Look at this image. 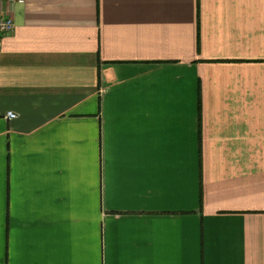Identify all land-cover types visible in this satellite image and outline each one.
I'll return each mask as SVG.
<instances>
[{"label": "crops", "instance_id": "0c3cea01", "mask_svg": "<svg viewBox=\"0 0 264 264\" xmlns=\"http://www.w3.org/2000/svg\"><path fill=\"white\" fill-rule=\"evenodd\" d=\"M0 12V264H264V0Z\"/></svg>", "mask_w": 264, "mask_h": 264}, {"label": "built area", "instance_id": "2783aa9c", "mask_svg": "<svg viewBox=\"0 0 264 264\" xmlns=\"http://www.w3.org/2000/svg\"><path fill=\"white\" fill-rule=\"evenodd\" d=\"M1 2H24V0H0ZM15 26L14 19L12 15L8 12H0V44L2 37L13 31ZM12 111H7L6 115L11 117L13 116Z\"/></svg>", "mask_w": 264, "mask_h": 264}, {"label": "trees", "instance_id": "16d2710c", "mask_svg": "<svg viewBox=\"0 0 264 264\" xmlns=\"http://www.w3.org/2000/svg\"><path fill=\"white\" fill-rule=\"evenodd\" d=\"M197 18H198L197 44L199 46V41H200V32H199V0H197Z\"/></svg>", "mask_w": 264, "mask_h": 264}]
</instances>
